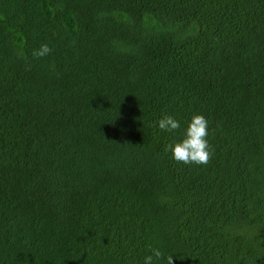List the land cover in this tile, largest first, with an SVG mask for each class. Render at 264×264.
<instances>
[{"label":"trees","instance_id":"16d2710c","mask_svg":"<svg viewBox=\"0 0 264 264\" xmlns=\"http://www.w3.org/2000/svg\"><path fill=\"white\" fill-rule=\"evenodd\" d=\"M194 114L208 165L169 148ZM151 249L264 264V0H0V264Z\"/></svg>","mask_w":264,"mask_h":264},{"label":"clouds","instance_id":"9594fccd","mask_svg":"<svg viewBox=\"0 0 264 264\" xmlns=\"http://www.w3.org/2000/svg\"><path fill=\"white\" fill-rule=\"evenodd\" d=\"M52 49L47 44H42L34 50L33 55L38 58L45 57ZM22 55V53H21ZM160 130L174 132L180 129V122L171 115H165L157 122ZM209 122L203 114H194L184 129L183 138L170 145L173 159L185 165H208L212 152L207 140ZM163 254L159 249H151V254L144 257V264H153L154 259L160 260ZM167 264H173V257H167Z\"/></svg>","mask_w":264,"mask_h":264}]
</instances>
